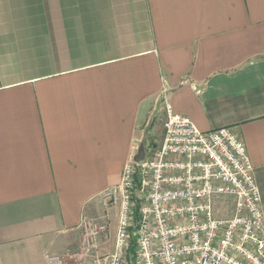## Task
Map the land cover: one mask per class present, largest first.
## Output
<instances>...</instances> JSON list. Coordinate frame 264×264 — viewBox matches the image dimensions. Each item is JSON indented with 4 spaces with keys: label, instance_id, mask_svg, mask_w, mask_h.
<instances>
[{
    "label": "crops",
    "instance_id": "crops-1",
    "mask_svg": "<svg viewBox=\"0 0 264 264\" xmlns=\"http://www.w3.org/2000/svg\"><path fill=\"white\" fill-rule=\"evenodd\" d=\"M164 99L243 142L264 222V0H0V264L113 250L119 204L106 252L82 221L160 146Z\"/></svg>",
    "mask_w": 264,
    "mask_h": 264
},
{
    "label": "built area",
    "instance_id": "built-area-1",
    "mask_svg": "<svg viewBox=\"0 0 264 264\" xmlns=\"http://www.w3.org/2000/svg\"><path fill=\"white\" fill-rule=\"evenodd\" d=\"M163 109L160 146L127 163L121 184L102 195L119 204L113 250L75 264H264L261 198L243 142L229 127L197 129L166 99ZM222 195L233 198L230 218L214 215ZM82 229L96 236L104 226L83 220ZM46 264L68 263L50 255Z\"/></svg>",
    "mask_w": 264,
    "mask_h": 264
},
{
    "label": "rangeland",
    "instance_id": "rangeland-1",
    "mask_svg": "<svg viewBox=\"0 0 264 264\" xmlns=\"http://www.w3.org/2000/svg\"><path fill=\"white\" fill-rule=\"evenodd\" d=\"M143 151H144V149H143ZM150 152L151 151L147 150L144 153H146L147 156H149ZM233 204H234L233 198L230 196H223L222 195V196L216 197L214 199V206H213L215 217L221 218V219L230 218L233 214ZM114 206L115 205H107V206L105 205V208L107 209V211H105V219H104L103 223L98 224V225L104 226V231L98 232V237L100 240L99 244L101 245V248L103 250L102 252L107 251L104 248L110 244L109 241L112 240L115 236L116 223H113L114 221L112 220V218H110V214L112 212H113L112 213L113 217H115V214L117 213L116 209H112V207H114ZM93 238H94V235H91V234L86 235L85 239H83L84 244H86L87 241H90V244H92ZM78 245L80 246V243Z\"/></svg>",
    "mask_w": 264,
    "mask_h": 264
},
{
    "label": "water",
    "instance_id": "water-1",
    "mask_svg": "<svg viewBox=\"0 0 264 264\" xmlns=\"http://www.w3.org/2000/svg\"><path fill=\"white\" fill-rule=\"evenodd\" d=\"M144 157L143 145L140 146L136 157L134 158L135 162H140Z\"/></svg>",
    "mask_w": 264,
    "mask_h": 264
},
{
    "label": "trees",
    "instance_id": "trees-1",
    "mask_svg": "<svg viewBox=\"0 0 264 264\" xmlns=\"http://www.w3.org/2000/svg\"><path fill=\"white\" fill-rule=\"evenodd\" d=\"M133 248V244L131 245V249Z\"/></svg>",
    "mask_w": 264,
    "mask_h": 264
}]
</instances>
